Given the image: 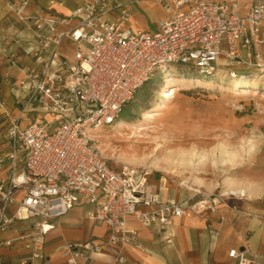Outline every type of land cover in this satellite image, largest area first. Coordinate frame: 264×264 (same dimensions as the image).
<instances>
[{"label": "built area", "instance_id": "built-area-1", "mask_svg": "<svg viewBox=\"0 0 264 264\" xmlns=\"http://www.w3.org/2000/svg\"><path fill=\"white\" fill-rule=\"evenodd\" d=\"M29 1L17 9L21 20L31 19L21 16ZM139 1L85 0L72 10L66 31H57L55 20L33 19L37 30L45 24L50 35L36 33L24 49L37 69H23L21 86L28 93L19 112L8 118L9 147L0 151V233L17 222L35 220L24 242L30 254L20 264H41L36 247L55 230L54 219L82 196L93 206L87 218L106 227L108 237L105 242L65 243V264H93L92 257L106 244L136 246L129 220L166 232L173 219L214 203L163 200L147 172L111 167L91 131L116 124L124 105L154 70L192 64L209 72L218 57L264 67V0H155L170 15L153 32L128 27V7ZM29 112L36 116L22 126ZM9 244L0 241V248ZM228 255L238 264L249 263L244 251L232 249Z\"/></svg>", "mask_w": 264, "mask_h": 264}, {"label": "rangeland", "instance_id": "rangeland-1", "mask_svg": "<svg viewBox=\"0 0 264 264\" xmlns=\"http://www.w3.org/2000/svg\"><path fill=\"white\" fill-rule=\"evenodd\" d=\"M143 1L153 5L140 8L138 22L155 31L152 20L166 14L155 0ZM261 54L264 63V47ZM215 66L207 76L178 65L162 69L147 97L130 101L119 125L91 131L106 162L147 172L163 194L189 204L234 196L264 202V67L223 57ZM172 89L174 96L166 97Z\"/></svg>", "mask_w": 264, "mask_h": 264}, {"label": "crops", "instance_id": "crops-1", "mask_svg": "<svg viewBox=\"0 0 264 264\" xmlns=\"http://www.w3.org/2000/svg\"><path fill=\"white\" fill-rule=\"evenodd\" d=\"M24 0H0V151L8 150L6 127L9 116L16 115L28 91L21 86L23 69H37L31 55L24 52L28 42L39 34L50 33L42 24L37 30L33 19H51L57 22V31H66L67 20L74 8L85 0H30L22 9L21 20L17 9ZM113 1V0H109ZM125 2L126 0H117ZM168 2L170 0H167ZM153 5L140 0L130 5L131 18L128 27L132 31H150L139 24L140 8ZM158 4V3H157ZM159 5V4H158ZM166 17L153 19L155 28L158 21L169 17L170 12L162 6ZM146 10V9H145ZM116 13L111 15V18ZM264 47V46H262ZM261 47V53H262ZM36 114L26 113L22 126L28 124ZM163 200L185 203L184 199L163 194ZM260 201V202H259ZM264 201V200H262ZM215 206L188 217L173 219L166 232L153 225L129 220L128 229L136 231V246L104 245L100 254L92 257L93 264H238L229 257V251H244L248 264H264V202L251 196H234L215 200ZM93 210L85 197L66 214L54 219L55 230L36 248L41 252V264H65L62 247L67 242L94 240L105 242L108 230L87 218ZM34 219L17 222L11 231L0 233V241H9V246L0 248V264H20L29 256L24 248ZM170 235V242L167 236ZM23 238V239H22ZM122 258V263L118 262Z\"/></svg>", "mask_w": 264, "mask_h": 264}, {"label": "trees", "instance_id": "trees-1", "mask_svg": "<svg viewBox=\"0 0 264 264\" xmlns=\"http://www.w3.org/2000/svg\"><path fill=\"white\" fill-rule=\"evenodd\" d=\"M170 66H168V68ZM178 66L183 67L185 70H187V72L193 70L199 76H207L208 74H211L212 72H217L218 71V67L215 66V63L212 65L213 66V69L212 70H210L209 72H202V73L199 72L198 69L194 65H192V64H178ZM225 66L229 67L228 64H225ZM161 70L162 69L154 70L150 74L149 78L135 92V94L133 95V97L124 105V107L121 110V113H120L121 116H119L118 121L121 120L123 117L125 118L130 113V108L128 106L131 105V102H130L131 100H138V99L139 100H143V99H145L147 97V94L149 93L150 87H152L153 85H155L156 82H158V80L160 79ZM156 71H158V72H156ZM224 75H225V73H224ZM238 76L246 79L244 81H247L248 80L247 78H248L249 75L240 74ZM254 78L257 79V76L255 74L252 75L251 79H254ZM196 82H200V81L198 80ZM248 89L249 88H244L242 91H248ZM255 91H257V90L255 89ZM255 91H253V92H255ZM124 122H125V123H123L124 125H128L129 120H124Z\"/></svg>", "mask_w": 264, "mask_h": 264}, {"label": "bare ground", "instance_id": "bare-ground-1", "mask_svg": "<svg viewBox=\"0 0 264 264\" xmlns=\"http://www.w3.org/2000/svg\"><path fill=\"white\" fill-rule=\"evenodd\" d=\"M177 90H175V89H172V92H171V94H169V95H167L166 97H171V96H174V94H175V92H176ZM242 93H245L246 94V92H242ZM241 93V94H242ZM120 123H117L116 125H119ZM125 126V125H124ZM97 131H99V130H97ZM97 131H95V132H97ZM94 136V135H93ZM96 136V135H95ZM231 194H233V193H231Z\"/></svg>", "mask_w": 264, "mask_h": 264}]
</instances>
